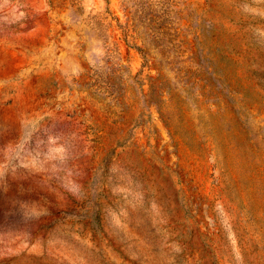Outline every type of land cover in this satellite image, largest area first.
Returning <instances> with one entry per match:
<instances>
[{"label": "rangeland", "instance_id": "374dc122", "mask_svg": "<svg viewBox=\"0 0 264 264\" xmlns=\"http://www.w3.org/2000/svg\"><path fill=\"white\" fill-rule=\"evenodd\" d=\"M0 0V264H264V0Z\"/></svg>", "mask_w": 264, "mask_h": 264}, {"label": "trees", "instance_id": "16d2710c", "mask_svg": "<svg viewBox=\"0 0 264 264\" xmlns=\"http://www.w3.org/2000/svg\"><path fill=\"white\" fill-rule=\"evenodd\" d=\"M49 1H50L51 5L54 7L55 6L54 1L53 0H49Z\"/></svg>", "mask_w": 264, "mask_h": 264}]
</instances>
